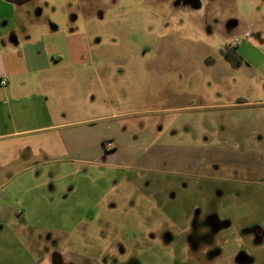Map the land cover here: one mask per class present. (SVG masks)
I'll return each instance as SVG.
<instances>
[{"label":"rangeland","instance_id":"374dc122","mask_svg":"<svg viewBox=\"0 0 264 264\" xmlns=\"http://www.w3.org/2000/svg\"><path fill=\"white\" fill-rule=\"evenodd\" d=\"M30 3L17 4L22 26L39 33L47 28L52 35L42 38L58 46L62 36H84L89 61L109 64L115 72L109 75L120 82L114 89L117 112H134L117 120L132 122L136 135L150 132L158 145L172 146L169 155L190 151V165L185 172L139 170L145 176L132 178L133 188L125 193L122 186L119 193L117 186L101 213H94V223L90 219L68 234L48 235L28 225L14 230L15 238L0 228V264H264L262 246L255 243L256 251H250L254 244L239 238L240 225L231 226L225 217L230 197L246 190L242 210L233 208L236 219L248 217L246 228H263L264 180L245 185L195 173L210 162L204 158L208 151L264 150V0ZM55 28L65 32L55 36ZM104 77L106 87L113 84ZM96 90L100 96L99 84ZM52 165V173L15 183L37 185L42 196L60 182L59 194L67 193L68 177L90 166ZM80 172L74 177H84L85 170ZM87 172L88 177L93 170Z\"/></svg>","mask_w":264,"mask_h":264},{"label":"crops","instance_id":"0c3cea01","mask_svg":"<svg viewBox=\"0 0 264 264\" xmlns=\"http://www.w3.org/2000/svg\"><path fill=\"white\" fill-rule=\"evenodd\" d=\"M21 10L12 0H0V80H8L7 85H0V222L5 224L0 228L3 234L9 229L16 238L14 230L28 225L48 235L71 233L90 219L94 223V213H101L117 186L119 193L123 192L122 186L125 193L133 188L131 179L145 176L139 170L155 173L188 170L190 151L184 154L179 150L181 153L169 155L172 146L158 145L150 132L136 135L131 131L132 122L117 120L134 112H117L114 89L120 82L109 75L115 74L109 64L89 61L90 46L84 36L72 33L64 37L65 29L55 28L53 35L62 36L63 41L60 46L51 44L42 38V35L47 38L52 35L47 28L39 33L22 26ZM244 63L256 67L253 62ZM104 76L111 77L107 83L112 79L113 84L106 87ZM97 84L102 90L100 96L98 90L93 93ZM204 158L210 162L202 172L195 173L215 181L232 180L246 185L264 180V150H240L235 154H209L208 151ZM196 160H203L200 150ZM54 163L90 166L83 165L68 177L71 183L67 193L59 194L60 182L57 188H51L54 193L48 192V196H40L37 185L20 187L22 183H15L20 178L37 177L51 170L52 173ZM88 169L93 173L87 177ZM81 170H85L84 177H74L83 174ZM93 176L97 178L88 180ZM98 177H105L107 181H100ZM147 180L152 186V176ZM236 193L237 197L227 201L232 204L228 205L225 217L231 220V226L240 225L239 238L254 244L250 251H256L255 243L262 250L264 227L246 228L250 223L248 217L236 219L233 208L236 205L237 210H242L247 191Z\"/></svg>","mask_w":264,"mask_h":264},{"label":"flooded vegetation","instance_id":"af4514ba","mask_svg":"<svg viewBox=\"0 0 264 264\" xmlns=\"http://www.w3.org/2000/svg\"><path fill=\"white\" fill-rule=\"evenodd\" d=\"M13 2L17 3V4H21V5H25L26 7L32 6L30 2H32V0H12ZM234 53H236V50H233Z\"/></svg>","mask_w":264,"mask_h":264},{"label":"built area","instance_id":"2783aa9c","mask_svg":"<svg viewBox=\"0 0 264 264\" xmlns=\"http://www.w3.org/2000/svg\"><path fill=\"white\" fill-rule=\"evenodd\" d=\"M248 34H249V33L247 32V34L245 35V38H246V39L249 38ZM7 84H8V80H7L6 78H3V79L0 80V85H1V86H5V85H7ZM109 146L111 147L112 144H109Z\"/></svg>","mask_w":264,"mask_h":264},{"label":"trees","instance_id":"16d2710c","mask_svg":"<svg viewBox=\"0 0 264 264\" xmlns=\"http://www.w3.org/2000/svg\"><path fill=\"white\" fill-rule=\"evenodd\" d=\"M225 56H226L227 59L232 60V55H230V52H226Z\"/></svg>","mask_w":264,"mask_h":264}]
</instances>
